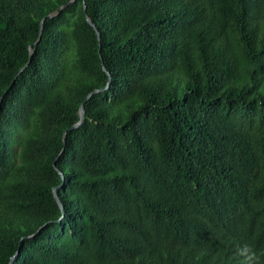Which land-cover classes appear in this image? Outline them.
I'll return each mask as SVG.
<instances>
[{
	"label": "trees",
	"instance_id": "16d2710c",
	"mask_svg": "<svg viewBox=\"0 0 264 264\" xmlns=\"http://www.w3.org/2000/svg\"><path fill=\"white\" fill-rule=\"evenodd\" d=\"M68 1L0 0V264H264V0Z\"/></svg>",
	"mask_w": 264,
	"mask_h": 264
},
{
	"label": "water",
	"instance_id": "95a60500",
	"mask_svg": "<svg viewBox=\"0 0 264 264\" xmlns=\"http://www.w3.org/2000/svg\"><path fill=\"white\" fill-rule=\"evenodd\" d=\"M73 1H74V0H69L68 3L73 2ZM68 3H66V4H68ZM66 4L60 6V9H62ZM83 9H84V11L86 10V5H85V4H83ZM52 15H53V14H49V16H52ZM85 17H86V21L88 22V24L91 25V26L93 27V29L96 31V33H97V39H98V41H99V40H100V34H99V32L97 31L95 24H94V23L92 22V20L88 17V15H87L86 12H85ZM42 21H43V20H42ZM42 21H41V24H40V32H39V36H38L37 40L34 42V44H36V43L39 41V39H40V35H41V32H42V23H43ZM99 45H100V44H99ZM29 55H30V56L32 55V47H31V45L29 46ZM102 69H103V71H105V72L107 73V75H108V82H107V85H106L104 88H102V90H103V89H105V88L108 86V84L110 83L111 76H110V73H109L108 71H106V68H105L104 66L102 67ZM98 91H99L98 89H93L91 92H89V93L85 96L84 101L80 104V106H79V108H78L79 120H78L75 124H73L72 126H70L68 129L77 128L80 124L83 123V121H84V114H85L84 102L87 101V100L89 99V97H90L92 94H94V93H96V92H98ZM68 129L64 130V132H63V135H62V141H63V143H65L66 132H67ZM54 196H55V198L58 200V197H57V194H56V193H54ZM60 205H61V204H60Z\"/></svg>",
	"mask_w": 264,
	"mask_h": 264
}]
</instances>
